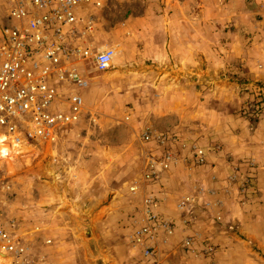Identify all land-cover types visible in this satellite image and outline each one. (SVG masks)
Here are the masks:
<instances>
[{
    "label": "rangeland",
    "instance_id": "374dc122",
    "mask_svg": "<svg viewBox=\"0 0 264 264\" xmlns=\"http://www.w3.org/2000/svg\"><path fill=\"white\" fill-rule=\"evenodd\" d=\"M125 1L137 6L142 2ZM210 3L216 9L208 17L215 23L200 27V54L186 62L188 69L174 57L172 48L161 61L142 57L143 39L136 29L130 43L118 42L120 53L116 50L117 57L106 72L98 73L92 65L86 68L90 86L79 90L85 98V112L78 124L63 130L53 146H30L14 162L0 159V173L9 177L13 187L5 201L14 205L19 196V218L5 202V220L17 222L19 238L34 251L49 253L45 241L56 242L52 232L74 226L68 240L73 248L71 263L96 264L82 261L79 251L86 241L94 252L98 246L127 240L114 235L108 221L92 238L79 215L82 182L99 177L108 191L113 182L126 188L134 181L139 186L134 196L137 226L141 196L147 190L141 181L145 159L165 150L180 153L179 147L189 152L195 145L205 152L206 162L189 168L199 169L195 178L202 184L183 196L194 200L189 210L176 208L182 228H174L167 244L160 247L165 263L264 264V200L258 196L257 184L262 155L248 147L261 140L264 132V0ZM113 4L114 0H108L99 28L103 47L117 43L112 40ZM126 13L136 16L140 10L121 11L120 18ZM159 64L166 71L161 77L151 72ZM160 78L165 83L161 89L154 85ZM147 130L167 135V146L144 144L141 136ZM51 178L59 181V187L52 188L59 197H66L64 192L72 195L71 201L67 196L54 204L55 218L49 217L53 205H48L49 188L44 182ZM65 180L71 183L60 187ZM91 191L95 197V188ZM123 264H135L133 257Z\"/></svg>",
    "mask_w": 264,
    "mask_h": 264
},
{
    "label": "built area",
    "instance_id": "2783aa9c",
    "mask_svg": "<svg viewBox=\"0 0 264 264\" xmlns=\"http://www.w3.org/2000/svg\"><path fill=\"white\" fill-rule=\"evenodd\" d=\"M1 1L0 137L8 147L53 146L63 130L78 124L85 112V98L79 90L90 86L86 68L92 65L96 72H106L116 56V50L103 47L97 37L108 0ZM141 140L159 148L169 143L167 135L150 130ZM177 162L196 168L205 164L206 154L193 145L182 158L165 150L145 159L141 181L147 190L139 205L141 221L136 226L134 219L136 227L127 237L135 264H166L160 247L167 244L175 227L157 212L159 199L150 189ZM137 187H131L133 194ZM12 189L9 177L0 173V264H57L51 260L50 245L54 244L50 239L45 241L49 253L34 251L19 238L17 222L5 220L2 208ZM193 201L183 197L176 208L187 211Z\"/></svg>",
    "mask_w": 264,
    "mask_h": 264
},
{
    "label": "crops",
    "instance_id": "0c3cea01",
    "mask_svg": "<svg viewBox=\"0 0 264 264\" xmlns=\"http://www.w3.org/2000/svg\"><path fill=\"white\" fill-rule=\"evenodd\" d=\"M141 1V4L137 6L133 3L131 4L129 1L114 0L113 7L115 12L111 16L112 40L117 43L109 47H113L117 50V54L118 52L120 53V50L118 51V47H120L118 42L123 40L127 44L130 43V37L133 35V31L137 29L139 30L138 35H142L141 39H143L142 57L161 61L167 59L168 50L172 48L175 52L174 57L178 58L179 63L187 68L186 62L198 58L200 54V27L214 25L215 20L210 19L208 16L210 15L209 12H211V10L215 11L216 8L213 7L210 0H205V2H200V0ZM214 6L216 7L218 4L215 3ZM135 9L140 10L138 15L134 16L126 13V16L120 18L119 13L121 11L130 12ZM223 10H226L224 5ZM105 18L106 15L103 13L102 23ZM224 18H226V16ZM97 34L98 39L101 41L103 39L102 28L97 31ZM116 57L117 56H115L114 59ZM127 57H130V51L127 52ZM159 65V67H155L156 70H151V72L159 77H161L162 74L166 75V71L162 69L161 64ZM154 85H158L161 89L162 85H165V83H162V78H160L159 82ZM261 137V140H255V144H253V146L249 145L248 147L259 153V155L260 153L262 155V164L257 169V177L259 178L260 176L261 178H259L257 182L259 191L258 196L261 197L260 199L262 201L264 200V132L261 133ZM187 150L188 149L182 150L179 147L177 151H180V153L176 152L177 156L187 154ZM251 157L255 162L257 160L259 162V159L253 156ZM51 170H54L53 167H49V171ZM192 171H195V173H192ZM193 174L194 178H192ZM197 174H200L199 169L193 170L177 162L171 166L169 171L163 174L160 182L150 189L159 199L157 212L174 221L175 228L178 227L177 231L182 227L179 223L181 214L176 209V204L183 196L193 193V190L202 184V182L195 178L198 176ZM225 174L223 179H225ZM65 181L60 184V187L66 185V183H71L69 180ZM44 182L47 183L49 188L47 198L48 205H53L52 209L49 207V217L55 218L56 205L54 204L61 202V198H66L67 196L66 199L71 201L69 198H71L72 195H70V193L65 194L64 192V195L67 196L59 197L57 191H52V188L59 187V181L55 178L48 179ZM133 184L134 181H131L130 184L126 185V188H121L119 185H114L113 182L110 189L107 191V189L104 190L107 184L99 177L82 182L83 187H81L78 196L81 202L80 206L83 205V208L79 210V215L81 220L84 219V227L89 229L92 238L98 236V233L103 229V225L108 221V223L112 225V233L117 236H125L127 240V237L133 230L136 214L135 194L131 191ZM93 187L95 188V197H93L94 194L91 191ZM105 192L106 194L104 195ZM6 205L8 208L13 206L15 215L19 218V196L16 197V203L14 205H9L8 201ZM72 218L74 219L73 216ZM256 219L259 218L256 217ZM74 232V226H72L70 230L65 228L59 230V232H52L53 237L56 238V242H54L53 248L50 251L51 260L53 262L57 264H72L73 248H71L72 246L70 245L72 242H68V240H71V236ZM262 234H264V232H262ZM85 239L88 240V237H85ZM133 251L134 250H132L128 243L124 241L123 243H113V245L106 246L105 248L98 246L93 252L92 249H88V241H86L85 246H83L79 252L82 256V261L88 262L89 260H93L96 264H123V261H128L129 256L133 257L135 255Z\"/></svg>",
    "mask_w": 264,
    "mask_h": 264
},
{
    "label": "bare ground",
    "instance_id": "6f19581e",
    "mask_svg": "<svg viewBox=\"0 0 264 264\" xmlns=\"http://www.w3.org/2000/svg\"><path fill=\"white\" fill-rule=\"evenodd\" d=\"M5 139L0 137V158H3L9 163L13 158H17L18 155L25 154L30 151V147L25 145L8 147L7 144H3ZM11 164V163H10Z\"/></svg>",
    "mask_w": 264,
    "mask_h": 264
}]
</instances>
